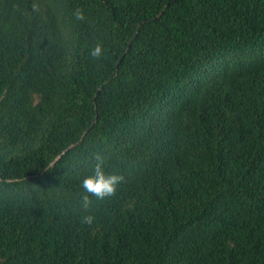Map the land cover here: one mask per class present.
Here are the masks:
<instances>
[{
	"label": "trees",
	"instance_id": "1",
	"mask_svg": "<svg viewBox=\"0 0 264 264\" xmlns=\"http://www.w3.org/2000/svg\"><path fill=\"white\" fill-rule=\"evenodd\" d=\"M0 264H264V0H0Z\"/></svg>",
	"mask_w": 264,
	"mask_h": 264
},
{
	"label": "clouds",
	"instance_id": "2",
	"mask_svg": "<svg viewBox=\"0 0 264 264\" xmlns=\"http://www.w3.org/2000/svg\"><path fill=\"white\" fill-rule=\"evenodd\" d=\"M74 16L77 20H84V13L81 9H77L74 12ZM90 55L93 58H99L104 55V49L100 43H97L90 51ZM123 180V177L119 174H107L103 168V161L99 158L95 164L93 174L85 177L82 181V188L86 195L82 197L81 204L84 208H90L93 201L89 198L90 194L97 200H103L108 196L115 195L117 185ZM95 220V217L91 214L81 217V224L85 226H91Z\"/></svg>",
	"mask_w": 264,
	"mask_h": 264
}]
</instances>
